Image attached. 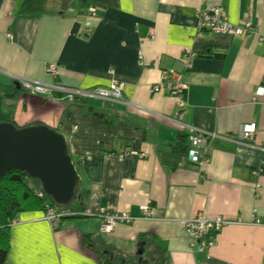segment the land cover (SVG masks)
I'll return each mask as SVG.
<instances>
[{
	"label": "crops",
	"instance_id": "obj_1",
	"mask_svg": "<svg viewBox=\"0 0 264 264\" xmlns=\"http://www.w3.org/2000/svg\"><path fill=\"white\" fill-rule=\"evenodd\" d=\"M24 1L0 0L1 86L21 78L81 93L114 80L122 91L109 103L68 93L5 98L0 89V116L64 135L79 175V215H92L54 229L42 213L19 215L6 264H264V97L254 95L264 87V41L197 34L196 16L218 7L229 24L249 20L264 33V0H46L34 15L21 12ZM49 63L62 66L57 78L46 73ZM164 70L184 74L183 109L166 90L152 91ZM248 123L254 139L237 144ZM192 130L217 137L203 166L173 149ZM147 201L153 215L144 218ZM101 208L133 220L101 234ZM199 213L239 222L201 250L182 225ZM86 236L102 249L83 247Z\"/></svg>",
	"mask_w": 264,
	"mask_h": 264
},
{
	"label": "built area",
	"instance_id": "obj_2",
	"mask_svg": "<svg viewBox=\"0 0 264 264\" xmlns=\"http://www.w3.org/2000/svg\"><path fill=\"white\" fill-rule=\"evenodd\" d=\"M198 17V32L208 31L211 33L232 34L237 37H242L245 40L256 38L259 42L264 41V33H261L258 29L252 26L249 20H243L241 25H231L227 22L224 13L218 7H212L209 9L198 10L196 12ZM153 38V37H152ZM195 54H189L184 56L183 71H187L192 64V59ZM46 73L57 78L62 66L58 63H49L46 66ZM112 73V72H111ZM19 87L26 92L39 95H48L50 93H65L68 95H80L82 98H95L105 102L115 103L121 99V85L112 81L107 88H99L90 92L74 93L58 84L43 85L35 84L24 79H17ZM161 89L166 90L169 94L175 96L178 99V107L184 108L183 97L186 92L187 85L184 81L183 72L176 71H161L160 81L152 87L153 92H159ZM256 97H264V87L258 86L254 91ZM181 113L177 114V118H181ZM256 127L253 123L243 124L240 127L239 133L235 141L237 144L250 143L254 139ZM217 138L214 134H208L201 131H194L188 135L189 149H188V161L194 166H203L208 162V152L210 142L212 139ZM129 155V151H125L119 155V158H123ZM41 197V193H38ZM141 214L144 218L151 217L153 215V208L151 202L147 201L140 207ZM100 216H103L100 224V233H110L115 225L119 222L129 223L133 218L127 213H116L114 215H106L103 208L100 209ZM44 219L49 222L50 227L54 229L59 223V216L53 211L49 210L44 216ZM233 220H227L220 216L211 218L204 217L201 213L184 219L182 225L184 227L185 234L188 236L190 246H198L201 250H208L215 246V235L225 226L233 225Z\"/></svg>",
	"mask_w": 264,
	"mask_h": 264
},
{
	"label": "water",
	"instance_id": "obj_3",
	"mask_svg": "<svg viewBox=\"0 0 264 264\" xmlns=\"http://www.w3.org/2000/svg\"><path fill=\"white\" fill-rule=\"evenodd\" d=\"M12 171L37 179L43 192L61 205L72 200L79 182L66 138L47 126L0 124V179Z\"/></svg>",
	"mask_w": 264,
	"mask_h": 264
},
{
	"label": "trees",
	"instance_id": "obj_4",
	"mask_svg": "<svg viewBox=\"0 0 264 264\" xmlns=\"http://www.w3.org/2000/svg\"><path fill=\"white\" fill-rule=\"evenodd\" d=\"M45 2L46 0H25L24 4L21 6V12L32 15L37 14L41 12ZM0 89L5 98H18L19 92L23 91L20 87L18 89L17 83L8 88L0 85ZM51 94L52 93L48 95ZM0 124H9L15 128L43 126L40 122H34L18 127L7 115L0 116ZM187 143L189 144L188 136L180 135L177 139L176 145L173 146V149L176 151L179 150L181 153L185 152L187 155V150L189 149ZM38 193H41L42 196L39 197ZM75 198L76 196L73 195L72 200ZM75 203L78 206L71 207V201L66 205L55 203L50 196L43 192L39 181L37 179L30 178L25 172L12 171L5 174V176L0 179V264H6L9 250L10 228L19 215L23 213L39 212L45 216L47 211L51 210L59 216L60 223L61 220L77 217V215H79L78 209L81 204L80 200L77 199V202L75 201ZM96 245H101L102 249V243L100 244L98 241L93 242L92 237L86 236L83 238V247L87 249H94ZM99 258L102 262V250L99 251Z\"/></svg>",
	"mask_w": 264,
	"mask_h": 264
},
{
	"label": "rangeland",
	"instance_id": "obj_5",
	"mask_svg": "<svg viewBox=\"0 0 264 264\" xmlns=\"http://www.w3.org/2000/svg\"><path fill=\"white\" fill-rule=\"evenodd\" d=\"M33 94V93H32ZM31 94H29V93H27L26 91H21V92H19V97L18 98H21V99H24L26 96H30ZM32 97H35L37 100H39V101H41V99H40V96H32ZM14 107H15V105H14ZM7 109H8V107H7ZM75 201L77 202V197L74 199V200H71V207L73 206V207H76V206H78V205H76V203H75ZM75 203V204H74ZM85 213H83V216H85V217H92V215L91 214H87V215H84ZM79 216H82V215H77V217H79ZM81 217V219L82 218H84V217Z\"/></svg>",
	"mask_w": 264,
	"mask_h": 264
},
{
	"label": "clouds",
	"instance_id": "obj_6",
	"mask_svg": "<svg viewBox=\"0 0 264 264\" xmlns=\"http://www.w3.org/2000/svg\"><path fill=\"white\" fill-rule=\"evenodd\" d=\"M18 87H19V85H18Z\"/></svg>",
	"mask_w": 264,
	"mask_h": 264
}]
</instances>
